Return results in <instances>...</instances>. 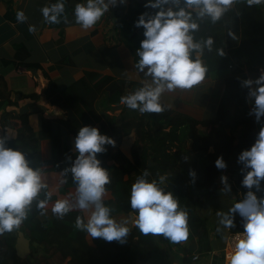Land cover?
<instances>
[{
	"label": "crops",
	"instance_id": "1",
	"mask_svg": "<svg viewBox=\"0 0 264 264\" xmlns=\"http://www.w3.org/2000/svg\"><path fill=\"white\" fill-rule=\"evenodd\" d=\"M55 2L57 0H0V135H10L7 139L9 147V142L18 135L20 115H26L28 124L36 131L46 129L53 134L51 137L39 138L37 149L30 159L34 166L42 168L48 185L41 194L44 196L45 192L52 193L46 210L38 215L40 220L47 223L60 218L52 212V205L56 200L74 199L75 196L71 174H68L67 183L61 184V179L63 169L71 163L68 157L74 158L76 153L74 151L57 156L55 139H59L57 141L63 148L61 135L66 137L73 129L69 120L78 121L80 126H98L102 133L109 135L106 132L107 125L110 122L119 123L121 112L126 108L125 104L112 101L117 96L113 86L125 84L124 95H128L142 87L143 81L150 79L135 68V52L123 36L115 6H110L108 13L96 25L84 30L76 22L74 14L75 4L83 0H64L65 9L60 22L49 23L43 17L41 9ZM235 4L236 1L230 11L235 9ZM262 6L264 10V4ZM18 11L24 12L25 20L17 19ZM145 11L155 10L144 9L141 13ZM216 24L218 37L213 44L214 56L220 55L222 48L224 56L229 55L240 44V15L235 12L233 16L221 19ZM230 32L232 35H229ZM259 49L264 51V39L260 42ZM239 62L243 69L241 75L245 78L255 79L264 70V63L249 67L246 57ZM34 64L37 66H29ZM232 69L231 65L225 68L209 67L200 84L187 90L165 92L160 102L172 108L174 113L199 120L214 118ZM92 72L109 78L95 102L94 110L88 108L86 100L89 101L95 91L87 90L84 84V79ZM72 86L84 96L78 108L69 95ZM228 109L244 119L250 112L251 104L248 100L239 105L231 103ZM49 120L51 122L45 124ZM240 130L241 125H238L231 131L236 142ZM134 142V134H127L119 145L107 146V151L114 154L120 150L132 159ZM237 158L238 155H235L231 159V172L228 175L230 184L241 175L242 165ZM235 195H241L240 190L235 193L231 188V192H225L222 188L217 196L202 192L197 210L207 220L206 239L201 241L196 235L195 245L191 237L180 242L160 241L149 264H225L224 248L229 228L220 224L221 215L218 213L228 212ZM114 200V193L107 189L104 203L110 205ZM70 212L82 213L85 221L87 220V214L82 210L73 209ZM113 217L118 221L126 220L127 226L132 228L136 215L119 211ZM192 246L195 248L192 249ZM197 253L200 257L194 259Z\"/></svg>",
	"mask_w": 264,
	"mask_h": 264
},
{
	"label": "clouds",
	"instance_id": "2",
	"mask_svg": "<svg viewBox=\"0 0 264 264\" xmlns=\"http://www.w3.org/2000/svg\"><path fill=\"white\" fill-rule=\"evenodd\" d=\"M127 0H83L75 4L76 22L87 30L108 13L110 6L125 4ZM235 0H145V11L134 21L143 28V39L136 49L138 62L135 68L150 79L128 95L121 96V103L139 112H162L160 98L165 92L191 89L200 84L208 72L202 60L205 49L212 50L214 38L196 39L200 22L208 19L215 23L229 11ZM249 6L264 4V0H247ZM64 0L42 7L41 12L49 23H59L64 13ZM17 19H26L23 11ZM66 19V18H65ZM31 30H34L32 28ZM229 35H232L230 32ZM224 50L220 49V56ZM241 86L248 89L249 114L260 123L259 131L250 147L238 154L242 165L241 185L247 189L243 199L238 200L221 215L220 224L234 228L235 214L241 217L243 231L236 242L228 264H264V195H257L264 182V70L255 79L246 78ZM9 134L0 135V234L19 229L35 202L42 211L51 198V192L41 191L48 185L41 167L34 166L28 155L19 148L7 146ZM115 147L116 140L102 133L98 126L83 125L73 141L76 155L69 156L71 163L63 169L61 184L68 182V174L75 184L74 199H58L52 212L60 218L73 209L87 214V220L78 216L76 225L91 238L124 243L129 227L126 220H117L104 203L106 185L111 182L107 168L102 166L98 154ZM218 169L227 168L223 156L215 160ZM189 175L195 181V170ZM147 170L131 185L129 203L136 211L135 226L145 235H163L172 242L186 240L189 235L188 212L180 207L178 197L165 191L156 180H148ZM225 192H231L228 177H220Z\"/></svg>",
	"mask_w": 264,
	"mask_h": 264
},
{
	"label": "trees",
	"instance_id": "3",
	"mask_svg": "<svg viewBox=\"0 0 264 264\" xmlns=\"http://www.w3.org/2000/svg\"><path fill=\"white\" fill-rule=\"evenodd\" d=\"M235 1V9L229 10L221 19L224 20L238 12L242 28L239 46L225 56H214L215 51L212 46V50L205 49L202 56L208 68H225L230 65L233 68L232 75L226 79L215 117L199 120L185 114L174 113L172 108L163 103L161 104L164 110L158 113H141L138 109L126 106L121 112L120 122H110L106 132L116 140L117 145L125 135L134 134L132 159L120 150L114 154L111 151L98 154L102 166L108 169L111 177L106 189L112 190L115 196V200L107 205L111 208L112 215L119 211L137 215L130 207V189L132 183L147 170L149 173L147 179L156 180L165 191H172L178 197L180 207L187 210L188 237H191L194 245L196 235L201 241L207 237L205 226L207 220L200 216L197 210L201 193L206 192L210 196L219 194L223 188L221 175L225 174L228 177L231 172V159L251 146L260 128V123L249 112L244 119H240L237 113L235 115V112L228 109L231 103L239 105L248 100V89L241 86V81L246 78L241 75L243 69L239 61L246 57L249 67L256 63H264V51L259 49L260 42L264 39L263 6L262 4L249 6L247 0ZM144 4L136 0H127V3L115 6L123 36L135 52L137 62L139 58L136 49L143 39V28L135 27L134 21L145 9ZM216 27V22L212 23L208 19L201 21L195 38L200 40L212 36L215 43L218 37ZM108 79L107 76L93 72L84 79L86 89L95 91V95L89 101L86 100L91 110L95 109V102ZM112 89L117 94L112 101L121 102L125 84H115ZM69 95L76 107L84 98L75 86L70 87ZM18 118L21 121L18 135L9 142V147L19 148L31 159L37 149L39 138L51 137L53 134L46 129L36 131L30 127L26 115H20ZM50 122V120L45 121V124ZM69 123L73 129L66 137L61 135L63 148L57 141L59 139H55L54 149L59 157L74 152L73 141L78 132L77 128L81 126L76 120H69ZM3 125L6 126L5 123ZM238 125H241V130L236 142V137L231 131ZM221 155L227 162L225 169H218L215 166L216 158ZM190 170H195L194 182L189 175ZM241 180L242 173L231 183L233 192L237 193L238 190L241 192V195L234 196L232 206L243 199L247 192V189L241 185ZM263 193L264 182H262V190L257 195ZM39 198L43 199L44 196L41 194ZM41 212L42 210L37 208L34 202L19 228L30 236L32 240L30 255L35 260L32 262L28 257L20 258L17 255L15 244L19 229H14L0 234V264H149L152 253L159 248V242L169 241L163 235H145L135 224L129 228L124 243L91 238L86 231L76 225L78 216L84 218L82 213L70 212L67 217L47 223L38 217ZM235 224L236 227L231 228L232 230H243L241 217L238 214H235ZM190 232L193 234L191 235ZM35 243L41 247L34 245ZM40 248L44 249L43 253H38ZM194 248L192 246V249ZM55 255L58 256L57 260H52Z\"/></svg>",
	"mask_w": 264,
	"mask_h": 264
},
{
	"label": "water",
	"instance_id": "4",
	"mask_svg": "<svg viewBox=\"0 0 264 264\" xmlns=\"http://www.w3.org/2000/svg\"><path fill=\"white\" fill-rule=\"evenodd\" d=\"M139 3H145V0H136ZM16 252L20 258H25L32 251V240L23 230L18 231L16 240Z\"/></svg>",
	"mask_w": 264,
	"mask_h": 264
},
{
	"label": "built area",
	"instance_id": "5",
	"mask_svg": "<svg viewBox=\"0 0 264 264\" xmlns=\"http://www.w3.org/2000/svg\"><path fill=\"white\" fill-rule=\"evenodd\" d=\"M241 236H242L241 231H234L231 228H229L226 245L224 248L225 264H228V258L230 257L231 253L234 251L235 244L241 238ZM199 257H200L199 253L194 255V259H198Z\"/></svg>",
	"mask_w": 264,
	"mask_h": 264
},
{
	"label": "rangeland",
	"instance_id": "6",
	"mask_svg": "<svg viewBox=\"0 0 264 264\" xmlns=\"http://www.w3.org/2000/svg\"><path fill=\"white\" fill-rule=\"evenodd\" d=\"M19 230H20V229H19ZM19 230H18V231H19ZM26 233H27V232H26ZM26 235L29 236L28 233H27ZM161 241H163V240H161ZM34 245L40 246V245L37 244V243H35ZM40 247H41V246H40ZM43 252H44V249H43V248H40L38 253H43ZM30 254H31V252H30ZM30 254H28L26 257H28V258L30 259V261L33 262V261L35 260V258L32 257ZM26 257H25V258H26ZM57 258H58V256L55 255V256H53L51 259H52V260H57ZM44 264H45V263H44Z\"/></svg>",
	"mask_w": 264,
	"mask_h": 264
}]
</instances>
